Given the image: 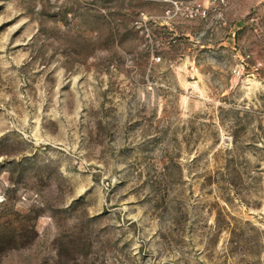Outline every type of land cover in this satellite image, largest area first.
<instances>
[{"label":"rangeland","instance_id":"obj_1","mask_svg":"<svg viewBox=\"0 0 264 264\" xmlns=\"http://www.w3.org/2000/svg\"><path fill=\"white\" fill-rule=\"evenodd\" d=\"M0 264H264V0H0Z\"/></svg>","mask_w":264,"mask_h":264}]
</instances>
